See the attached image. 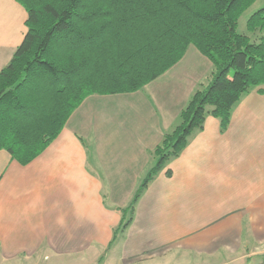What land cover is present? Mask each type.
I'll use <instances>...</instances> for the list:
<instances>
[{"label":"crops","instance_id":"0c3cea01","mask_svg":"<svg viewBox=\"0 0 264 264\" xmlns=\"http://www.w3.org/2000/svg\"><path fill=\"white\" fill-rule=\"evenodd\" d=\"M26 17L16 0H0V69ZM193 48L99 115L89 111L107 94L85 97L31 161L0 148V264H264V85L233 105L224 130L208 115L114 234L153 149L211 74L177 68L189 55L203 69ZM160 77L166 86L155 85Z\"/></svg>","mask_w":264,"mask_h":264},{"label":"trees","instance_id":"16d2710c","mask_svg":"<svg viewBox=\"0 0 264 264\" xmlns=\"http://www.w3.org/2000/svg\"><path fill=\"white\" fill-rule=\"evenodd\" d=\"M26 32L0 69V148L25 164L57 136L91 94L133 92L174 66L193 46L213 65L153 149V163L114 234L132 220L149 181L212 115L224 130L233 105L264 85V7L246 30L240 15L255 0H16ZM168 172V171H167Z\"/></svg>","mask_w":264,"mask_h":264},{"label":"rangeland","instance_id":"374dc122","mask_svg":"<svg viewBox=\"0 0 264 264\" xmlns=\"http://www.w3.org/2000/svg\"><path fill=\"white\" fill-rule=\"evenodd\" d=\"M263 2V0H257L256 2H254L253 4H251V6L250 7H248L241 15H240V17H239V20H238V24H237V30L239 31V32H244L245 34H248L250 37H256V36H258L259 35V33L257 32V30H256V32L255 33H250V32H248L247 30H246V26H245V24H246V20H247V18H248V16L252 13V12H254L255 10H257L258 8H261L263 5H264V3H262ZM193 49H195V48H193ZM197 51V50H196ZM197 53L199 54V55H201L198 51H197ZM191 58H189V55L186 57V59H184L182 62H180V64H181V66H179V67H177L178 69H182L183 71H186V72H188L190 75H192L193 73H195V72H199V71H201L202 73H203V75L204 74H207L209 71H210V69H213V65H212V63L210 62V61H208V60H206L205 58H201V59H204L203 60V64H204V67H203V69L201 68V69H199V70H197V69H195L196 67H197V63L195 64V61L193 60V59H191ZM181 60V59H180ZM179 60V61H180ZM189 60H190V62H189ZM178 61V62H179ZM177 62V63H178ZM177 68H175V69H177ZM204 70V71H203ZM183 73V72H182ZM201 74V73H200ZM200 80H201V83L200 84H198L197 85V88L198 87H200V86H202L205 82H206V78L205 77H200ZM166 81H168V80H166V79H162L161 77L160 78H158L157 80H156V82L155 83H157V84H155V85H163V86H166L167 85V83H166ZM187 81V78H183V82L184 83H181L182 84V86H186V82ZM175 85L176 86H178L177 85V81L175 80ZM182 87H180V90H181V92H179V93H176V95H178V94H180V95H182L183 96V92H182V89H181ZM149 89V88H148ZM123 93H125V92H123ZM100 95V94H99ZM106 95V94H105ZM105 98H99V99H101V104H95L94 105V107H95V110H92V109H90V113L93 115V116H96V115H99L100 114V112H101V108H106V107H109V106H112L113 105V103H112V100L113 99H115L116 97H118V93H111V94H107L106 96H104ZM187 104V103H186ZM92 111V112H91ZM144 176V175H143ZM143 176L140 178V180H139V182H138V186L140 185V183H141V181H142V178H143ZM138 186H137V188H138ZM136 188V189H137Z\"/></svg>","mask_w":264,"mask_h":264}]
</instances>
